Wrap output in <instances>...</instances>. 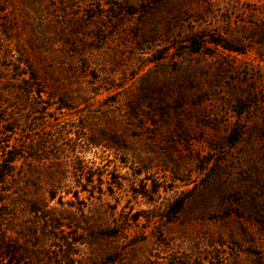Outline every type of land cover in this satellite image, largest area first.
<instances>
[{
  "label": "rangeland",
  "instance_id": "rangeland-1",
  "mask_svg": "<svg viewBox=\"0 0 264 264\" xmlns=\"http://www.w3.org/2000/svg\"><path fill=\"white\" fill-rule=\"evenodd\" d=\"M0 99L40 264H264V0H0Z\"/></svg>",
  "mask_w": 264,
  "mask_h": 264
},
{
  "label": "trees",
  "instance_id": "trees-1",
  "mask_svg": "<svg viewBox=\"0 0 264 264\" xmlns=\"http://www.w3.org/2000/svg\"><path fill=\"white\" fill-rule=\"evenodd\" d=\"M38 83L43 82L38 78L37 73L19 72L12 80L7 78L5 82L7 88L1 90L11 95V103L15 105L21 102L22 96L30 93L33 85H40ZM9 103L5 102L6 105ZM2 104L4 100L0 99V264H40V254L36 250H26L22 244L12 239L10 234L13 226L17 223L18 217L25 213L37 218L41 215V220L47 227L57 221L59 216L54 209H48L43 203L31 200L29 194L37 190V186L30 187L29 182H25L27 172L22 171L21 168L23 161L26 160V153L15 138L16 123L8 120L9 113ZM61 105L66 107L64 102H61ZM128 113L132 115L133 110L129 108ZM12 135L14 137H11ZM88 142L90 145H96L93 141ZM110 143L105 146L106 149H120V141L114 140ZM30 158L33 161L35 159ZM53 199V194L49 193V201ZM35 230V227L31 226L29 232L32 239L38 240ZM31 246L34 249L36 244Z\"/></svg>",
  "mask_w": 264,
  "mask_h": 264
}]
</instances>
